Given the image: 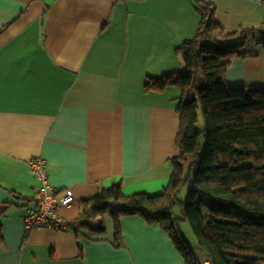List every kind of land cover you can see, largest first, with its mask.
Masks as SVG:
<instances>
[{
  "label": "crops",
  "instance_id": "0c3cea01",
  "mask_svg": "<svg viewBox=\"0 0 264 264\" xmlns=\"http://www.w3.org/2000/svg\"><path fill=\"white\" fill-rule=\"evenodd\" d=\"M205 1L225 32L264 24L259 0ZM200 21L196 0H0V264H185L168 232L138 214L120 216L117 244L108 214L100 232L27 230L24 216L35 157L53 191L72 190L59 211L71 222L82 199L114 183L162 191L179 152L180 91L146 84L182 67L178 48ZM223 78L264 88V55L232 58Z\"/></svg>",
  "mask_w": 264,
  "mask_h": 264
},
{
  "label": "trees",
  "instance_id": "16d2710c",
  "mask_svg": "<svg viewBox=\"0 0 264 264\" xmlns=\"http://www.w3.org/2000/svg\"><path fill=\"white\" fill-rule=\"evenodd\" d=\"M196 3L201 21L178 48L182 67L146 84L151 90L180 91L179 152L168 160V183L154 195L124 194L120 183L102 188L80 201L83 214L70 227L89 229L91 219L99 218L91 231L100 232L108 214L117 244L120 216L138 214L168 232L185 264H200V256L210 264H264V88L233 87L223 78L232 58L264 55V24L225 32L211 4ZM254 46L261 51L250 50ZM199 112L202 129L195 126ZM186 183L191 188L181 201ZM181 220L189 224L195 245L182 234Z\"/></svg>",
  "mask_w": 264,
  "mask_h": 264
},
{
  "label": "built area",
  "instance_id": "2783aa9c",
  "mask_svg": "<svg viewBox=\"0 0 264 264\" xmlns=\"http://www.w3.org/2000/svg\"><path fill=\"white\" fill-rule=\"evenodd\" d=\"M264 4V0H259ZM31 171L38 179L34 204L27 208L24 221L27 230L46 227L63 230L70 227L71 220L60 214V209L70 206L74 200L70 188H64L61 192L53 191L48 179L47 168L42 157H35L29 161ZM99 224L98 218L90 221V228L95 229ZM200 264H210L207 259L200 256Z\"/></svg>",
  "mask_w": 264,
  "mask_h": 264
},
{
  "label": "rangeland",
  "instance_id": "374dc122",
  "mask_svg": "<svg viewBox=\"0 0 264 264\" xmlns=\"http://www.w3.org/2000/svg\"><path fill=\"white\" fill-rule=\"evenodd\" d=\"M251 40H252V37L248 38L247 42H249L251 44ZM256 40H258V39L256 38ZM257 48H258V46H257ZM195 126H196V129H202L204 127V119H203L201 112L198 113V121H197ZM202 145H203V143H202ZM190 188H191L190 183H186V185L182 188V190L180 192V196H179L181 201H186L187 194H188ZM175 213L177 215H179L180 210L176 208ZM179 228L181 229L182 234L189 241V243L195 245L196 239L192 233V230H191L189 224L186 221L181 220V221H179Z\"/></svg>",
  "mask_w": 264,
  "mask_h": 264
}]
</instances>
